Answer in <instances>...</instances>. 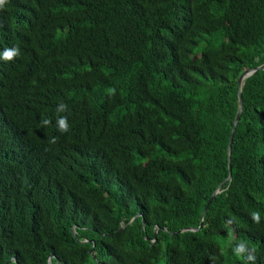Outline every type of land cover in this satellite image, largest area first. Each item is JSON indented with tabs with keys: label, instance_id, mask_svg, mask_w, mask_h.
<instances>
[{
	"label": "trees",
	"instance_id": "16d2710c",
	"mask_svg": "<svg viewBox=\"0 0 264 264\" xmlns=\"http://www.w3.org/2000/svg\"><path fill=\"white\" fill-rule=\"evenodd\" d=\"M261 64L264 0H6L0 264H264Z\"/></svg>",
	"mask_w": 264,
	"mask_h": 264
},
{
	"label": "water",
	"instance_id": "95a60500",
	"mask_svg": "<svg viewBox=\"0 0 264 264\" xmlns=\"http://www.w3.org/2000/svg\"><path fill=\"white\" fill-rule=\"evenodd\" d=\"M260 70H264V64H261L260 66H257L255 68H251V69H248V70H245L239 80H238V84H239V91H238V111H237V114L235 116V119H234V122H233V126H232V129H231V132H230V137H229V142H228V149H227V153H228V164H229V176L225 179V181L223 183H221L219 185V187L214 191V193L212 194L211 198L208 200L207 202V205L205 206L204 210H203V216L205 215V212L208 208V205L211 203L212 201V198L218 194L220 192V188L223 186V184L230 180L232 178V174H231V169H232V166H231V158H230V155H231V147H232V143H233V139H234V134H235V131H236V127H237V124H238V121H239V118L242 114V111H243V98H242V86L244 84V81L252 76L253 74H255L256 72L260 71ZM141 213H138L136 217H138ZM135 217V218H136ZM134 218V219H135ZM142 222L143 224H145V221L142 219ZM202 222H201V225L200 227L198 228H194V227H189V228H186L185 230H199L201 227H202ZM76 228L74 227L73 230H75ZM121 229V228H120ZM119 229V230H120ZM183 231V230H181ZM157 232H155V235H156ZM90 253H92V250L90 251ZM55 257V255H51L50 258H49V264H52L53 262V258ZM15 262L17 264V259L16 257H14L12 260H10L9 262Z\"/></svg>",
	"mask_w": 264,
	"mask_h": 264
},
{
	"label": "clouds",
	"instance_id": "9594fccd",
	"mask_svg": "<svg viewBox=\"0 0 264 264\" xmlns=\"http://www.w3.org/2000/svg\"><path fill=\"white\" fill-rule=\"evenodd\" d=\"M6 3V0H0V7H3ZM19 55V48L15 47V48H8L5 49L3 52V59L4 60H12L14 59L16 56ZM68 109V106L66 103L61 102L60 104H58L57 108H56V113H57V120H56V124H57V128L56 130L61 132V133H67L70 129V125L68 123L67 117L60 115V113L66 112ZM52 123V121L50 119H42L41 124L43 126H48ZM57 141V137H50L49 142L51 144H55ZM252 218L255 222L259 223V213L258 212H253L252 214ZM240 250H243V245L240 246ZM239 254V253H238Z\"/></svg>",
	"mask_w": 264,
	"mask_h": 264
}]
</instances>
